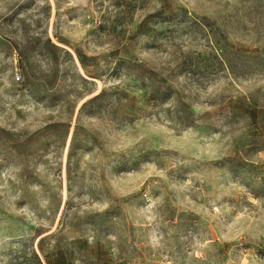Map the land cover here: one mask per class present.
I'll list each match as a JSON object with an SVG mask.
<instances>
[{
    "label": "rangeland",
    "instance_id": "374dc122",
    "mask_svg": "<svg viewBox=\"0 0 264 264\" xmlns=\"http://www.w3.org/2000/svg\"><path fill=\"white\" fill-rule=\"evenodd\" d=\"M0 264H264V0H0Z\"/></svg>",
    "mask_w": 264,
    "mask_h": 264
}]
</instances>
